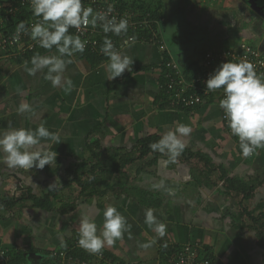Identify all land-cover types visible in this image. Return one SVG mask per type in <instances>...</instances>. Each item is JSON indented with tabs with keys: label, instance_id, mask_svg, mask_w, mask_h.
Segmentation results:
<instances>
[{
	"label": "crops",
	"instance_id": "0c3cea01",
	"mask_svg": "<svg viewBox=\"0 0 264 264\" xmlns=\"http://www.w3.org/2000/svg\"><path fill=\"white\" fill-rule=\"evenodd\" d=\"M229 2L225 0L224 4ZM205 10L200 9L204 17ZM218 35L222 36L221 33ZM216 36L206 33L203 50L213 46V41L220 37ZM217 40L215 44H220ZM167 48L172 56V50L169 46ZM39 50L41 55L55 51L41 47ZM123 53L134 60L132 71L126 70L114 80L107 79L105 66L108 61L91 68L85 58L74 54L71 57L73 63L67 66L65 73L73 82L71 92L52 88L51 82L45 79L46 69L32 76L24 70V62L4 68L0 74V130H7L9 125L35 129L44 123L50 131L58 133L62 141L51 149L57 152L55 163L42 170L11 169L0 162V200H18L29 190L41 198L48 188L60 184L61 177L67 178L69 168L74 169L86 159L95 164L97 160L93 154L100 155L103 168L111 169L118 162L115 149H119L121 155L132 150L139 139L153 134L163 135L174 130L177 123H183L192 128L189 136L181 137L187 148L207 155L212 163L222 166L227 177L261 183L253 198L243 204L249 210L260 206L259 211L264 214V149H258L252 157L243 158L239 142L221 123L217 103L199 107L193 116L162 108L157 100V73L153 70L162 58L158 47L137 44L126 48ZM196 55L190 58H196ZM139 68L142 70L131 75ZM22 101L32 106V113L18 114L17 108ZM112 156L115 160L111 159ZM142 164L143 161L137 162L126 169L128 184L161 199V206L153 210L157 221L166 225L163 237L145 224L144 214L149 207L136 203L135 192L130 196H115L108 189L122 182L121 175L99 173L98 179L103 181L97 184V188L107 190V194L98 199L81 198L75 211L69 215L61 217L55 212L33 208L29 200H20L10 209L0 208V251H6L11 260L15 251L24 253L25 264H42L45 254L58 249L62 242L79 239L82 215L93 217L99 231L104 209L114 205L127 218L129 228L115 244L106 245L102 250L122 264H162L161 249L189 242L203 245L217 264H264L255 232L232 224L230 215L236 214L237 205L223 195L217 180L219 172L212 174L215 181L212 183L204 180L199 168L191 170L178 161L168 162V158L159 159L156 165L147 164L138 172ZM90 166L87 164L85 170ZM160 180L165 181L164 187L153 190V184ZM77 193L78 189L73 186L59 194L58 199L72 201ZM28 253L40 254L43 259H30Z\"/></svg>",
	"mask_w": 264,
	"mask_h": 264
},
{
	"label": "clouds",
	"instance_id": "9594fccd",
	"mask_svg": "<svg viewBox=\"0 0 264 264\" xmlns=\"http://www.w3.org/2000/svg\"><path fill=\"white\" fill-rule=\"evenodd\" d=\"M31 8L34 16L41 17L31 25V39L41 48L55 51L46 55L36 53L30 62L24 61V70L29 75L35 76L46 69L45 79L51 82L52 88L71 92L73 82L65 75L67 66L73 63L71 57L74 54L84 53L87 41L78 34L70 33L69 29L75 28L79 32L82 27L88 26L93 29L99 26L106 34L100 52L108 58L105 66L107 79L114 80L126 70L132 71L134 60L118 50L107 36L108 33L126 35L129 28L126 18L118 20L115 16L110 17L111 6L107 11H97L84 7L83 0H31ZM21 33L29 34L24 21L17 24L14 39L18 40ZM129 39L134 41L135 37ZM206 90H222L224 93V98L218 100V104L224 111L231 134L238 137L241 156L248 158L258 149H264V79L258 76L254 64L248 60L221 63L206 80ZM17 112L21 115L32 113V106L22 101ZM191 132L189 125L177 123L174 130L163 133L149 147L153 152L166 155L168 162L175 163L186 148L181 137H187ZM61 141L60 135L50 131L44 123L35 129L9 125L7 130H0V153H3L0 162L11 169L42 170L46 165L55 163L57 152L51 149ZM164 184L165 181L160 180L153 184V190L162 189ZM144 215L145 224L163 237L166 225L157 221L154 210L148 208ZM103 218L98 231L93 217L87 214L80 217L78 245L90 254H100L106 245L112 246L128 231L127 218L116 206H107Z\"/></svg>",
	"mask_w": 264,
	"mask_h": 264
},
{
	"label": "built area",
	"instance_id": "2783aa9c",
	"mask_svg": "<svg viewBox=\"0 0 264 264\" xmlns=\"http://www.w3.org/2000/svg\"><path fill=\"white\" fill-rule=\"evenodd\" d=\"M13 3L18 4L17 11L23 8L32 14L31 18L22 20L28 26L29 34L21 33L18 40L14 39V36L16 24L21 21L16 20L14 17L16 10L11 9ZM83 6L92 7L97 11H107L111 6L110 17L115 16L118 20L120 18L128 20L129 28L126 35L107 34L118 50L123 52L133 45L151 44L158 47L162 56H164L167 46L161 32L160 23L157 20L150 19L149 13H140L118 0H83ZM0 7L2 6L0 5ZM7 7L9 8L8 14L15 18L13 20L15 26L9 30L6 28L9 18L4 20L0 18V74L4 71V68H11L15 65L18 57L34 52L39 47L38 43L30 37L31 25L41 19V17L33 15L31 0H20L18 2L14 0ZM69 31L72 34L80 35L82 40L87 41L84 53L104 56L100 52V48L106 34L99 26L95 29L91 26L82 27L79 32L75 28H70ZM129 37H135V40L132 41ZM193 60L196 62L195 72L193 73H186L184 68L175 60L164 62L163 57L161 58L160 67L153 68L157 73V89L162 94V103L171 110H179L193 116L199 107L210 103L218 104V100L224 98V93L222 90L207 91L206 80L213 73V70L223 62L248 60L254 64L258 76L264 79V44H255L244 40L237 43L215 44ZM220 120L229 135L238 141V137L231 134L224 111L221 108ZM160 254L162 264H217L208 250L199 243L189 242L181 246L173 245L161 249ZM90 255L91 257L87 259H80L70 255L69 251L54 249L48 253L47 259L52 264H122L119 260L106 256L103 251L100 254ZM10 263L11 259L8 253L1 250L0 264Z\"/></svg>",
	"mask_w": 264,
	"mask_h": 264
},
{
	"label": "trees",
	"instance_id": "16d2710c",
	"mask_svg": "<svg viewBox=\"0 0 264 264\" xmlns=\"http://www.w3.org/2000/svg\"><path fill=\"white\" fill-rule=\"evenodd\" d=\"M14 1V0H10ZM20 1V0H15ZM127 0H120L121 3L126 4L130 6L131 8L139 11L140 13H149L150 19L157 20L160 23L161 26V32L165 39L166 46L170 45L168 40H166V23H172L176 22L175 27L177 26V19H172V21L167 20L165 21L161 14V2H157L156 5H153V3L146 0H138L136 2H131L130 5L126 3ZM1 5V4H0ZM13 10H16L19 6L17 3L12 4ZM0 7V18L6 19L9 18V21L7 23V27L9 30L12 29L15 26V23L13 20H25L31 18L32 14L28 13L23 8H20L19 11L16 10V15L13 18L10 14H8L9 8L6 5H1ZM6 6V7H5ZM6 23V22H4ZM17 25V24H16ZM178 29H176L177 31ZM172 33V40L177 39V32ZM71 33V31H69ZM217 40V39H216ZM216 40L213 41V45H215ZM218 41V40H217ZM226 43V42H225ZM221 44V43H220ZM224 44V42L222 43ZM40 47H38L34 52L26 53L24 56L18 57L16 60L17 64H20L24 61H30L31 57L39 53ZM209 49V48H208ZM207 48L205 50H201L197 54H203L205 51L208 50ZM172 53V52H171ZM79 58H85L86 61L89 63L91 68H97L104 63L108 61V58L105 56H99L97 54H91V53H83L79 54L77 53ZM197 55V56H198ZM163 61L167 62L169 60H176L174 53L172 56L168 52V48L164 52ZM194 59V58H193ZM192 58H189L188 60H185L183 64H178L182 66L186 73H193L195 72V65L196 62ZM161 62L156 66L157 68L160 67ZM154 67V68H156ZM142 69H134L131 73L134 74L136 72L141 71ZM162 94L159 92V97L157 98L158 101L161 102L162 108L169 109L164 103H162ZM162 135L160 134H153L150 136H147L145 138L139 139L134 148L130 151H125V153L119 155V149H115V157L118 158V162L115 164L114 167L111 169L103 168L100 165L99 158L100 155L93 154V157L97 160L95 164L92 165V162L90 159H86L85 161L81 162L79 166H76L74 169L68 170V176L66 179L63 177L60 178V184L58 186H54L51 188H48L46 191H44L43 196L41 198H37L34 196L32 191H28L25 196L18 200L13 199H6V200H0V208H11L15 203H17L20 200H29L32 202L33 208H38L47 212H55L59 216L63 217L66 215H69L73 211H75L78 201H81L84 199H98L99 197H103L105 194H107V190L100 191L97 188V184L100 181H103V179H98V174H108V175H121L122 182L119 185L112 186L111 189L112 192L117 195H126L130 196L132 192H135L136 194V203L140 206H143L145 208H154L158 209L162 201L159 197H157L155 194H151L150 192L139 190L135 186H130L128 184V177L126 175V169H128L131 165H134L137 162L143 161L142 168L138 169V172L149 165H156L159 159L161 158H168L166 155H163L159 152H153L149 145L152 142H155L160 139ZM111 159H114V156H112ZM115 160V159H114ZM177 161L181 164H184L186 166H189L192 169L193 167L199 168L201 171L204 180H208L209 182L212 181V183H215L212 179V174L214 172H219L217 180L220 183V187L222 188L223 195L227 196L230 200H233L236 203L237 212L236 214L230 215L232 224L239 229L246 228L249 231L255 232L257 239H258V245L261 247L263 252V260H264V214L260 212V206L256 209L249 210L246 208L243 204L245 200L252 199L256 189L261 183H252V180L248 179H241V178H235V177H227V172L222 169V166L215 165L212 163L210 158L203 154L200 151H192L189 148H185L183 153L180 157H178ZM87 164H90V169L85 170ZM75 186L78 189L77 195L74 197L72 201H60L58 199V195L61 193H64L65 191L70 190ZM82 198V199H81ZM5 204H9V207H5ZM12 205V206H11ZM98 208L102 210V206L98 204ZM58 250L63 251H69V254L72 256L79 257L80 259H87L91 257L90 253L82 249L78 245V238L73 239H67L64 242L61 243ZM103 251V250H102ZM105 253V251H104ZM106 254V253H105ZM12 260L11 264H25L26 259L24 258V253L19 252H13L12 254ZM106 256H109L106 254ZM48 255L45 254L44 260H42V264H52L49 259H47Z\"/></svg>",
	"mask_w": 264,
	"mask_h": 264
},
{
	"label": "rangeland",
	"instance_id": "374dc122",
	"mask_svg": "<svg viewBox=\"0 0 264 264\" xmlns=\"http://www.w3.org/2000/svg\"><path fill=\"white\" fill-rule=\"evenodd\" d=\"M118 1L120 2V0ZM136 1L138 0H127L126 3L130 5L131 2ZM146 1H151L153 5L161 2V14L165 21L169 19L172 21L175 18L181 19L177 23L179 27L177 31L175 21L165 25L166 40L170 44L168 46L180 65L184 60L204 49L206 43L203 39L206 33L210 35L217 34L216 37L220 36L218 34L221 33L222 36L218 37L221 44L223 42L224 44L237 43L242 40L251 41L255 44H264V14L259 10V7H254L257 2H262L261 4L263 5V0H230L228 5L224 4L225 0ZM0 4L7 6L10 4V0H0ZM205 8L206 17L200 13L203 12L200 9L203 10ZM209 19L213 20L207 23L206 20ZM185 22L188 25H185ZM175 31L178 38L170 43L172 33Z\"/></svg>",
	"mask_w": 264,
	"mask_h": 264
},
{
	"label": "water",
	"instance_id": "95a60500",
	"mask_svg": "<svg viewBox=\"0 0 264 264\" xmlns=\"http://www.w3.org/2000/svg\"><path fill=\"white\" fill-rule=\"evenodd\" d=\"M27 257L30 259H34V260H41L43 259V256L40 254H36V253H28Z\"/></svg>",
	"mask_w": 264,
	"mask_h": 264
},
{
	"label": "flooded vegetation",
	"instance_id": "af4514ba",
	"mask_svg": "<svg viewBox=\"0 0 264 264\" xmlns=\"http://www.w3.org/2000/svg\"><path fill=\"white\" fill-rule=\"evenodd\" d=\"M262 3V2H261ZM261 3H259V2H257L256 4H255V6L254 7H259L260 9V11H262L263 12V14H264V0H263V5L261 4ZM253 4V3H252ZM255 11V10H254Z\"/></svg>",
	"mask_w": 264,
	"mask_h": 264
}]
</instances>
